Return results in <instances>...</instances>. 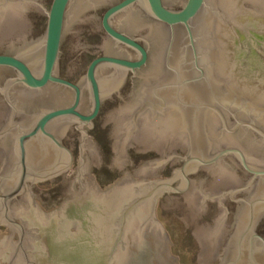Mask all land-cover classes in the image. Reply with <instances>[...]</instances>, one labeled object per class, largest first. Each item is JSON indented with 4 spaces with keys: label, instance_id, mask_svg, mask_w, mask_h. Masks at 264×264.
Returning a JSON list of instances; mask_svg holds the SVG:
<instances>
[{
    "label": "water",
    "instance_id": "95a60500",
    "mask_svg": "<svg viewBox=\"0 0 264 264\" xmlns=\"http://www.w3.org/2000/svg\"><path fill=\"white\" fill-rule=\"evenodd\" d=\"M35 1L38 3L32 4L31 8L40 7L33 18L41 20L43 32L30 39L13 38L9 27L12 21H6L3 15L8 11L11 17L22 15V9L27 8L25 0H0V50L20 51L24 56L25 51H44L39 74L9 55H0V65L16 69L19 81L32 89L48 82L73 89L74 103L70 108L46 114L31 133L41 134L51 142L49 149L45 145L40 150L50 159L49 164L42 167L29 165L27 153L21 146L23 142L17 140L15 149L19 163L0 174V192H4L0 195V264H179L178 257L170 253L169 235L156 214L159 197L165 192L185 195L192 220L207 213L206 199L218 203L219 212L213 222L193 228L194 238L201 248L197 257L199 264H264V238L254 234L257 219L264 214V132L242 127L230 132L223 129L224 122L214 123L215 150L224 142L236 144L245 153L250 166L243 157L246 169L228 156L214 164L212 172H207L206 168L197 167L214 162L227 150L210 157L207 151L199 149L200 146H194L200 143L206 113L196 108L192 109L193 114L189 113L187 103L179 113L176 109L179 101L174 102L169 96L168 109L141 108L143 95H157L154 91H145L147 83L153 86L161 80L162 51L174 54L199 51L207 77L200 84L184 88L185 96H189L185 100L194 102L198 100L196 96L199 99L216 96L215 102L223 107L220 110L228 112L225 124L229 127L238 120H246L257 122L264 130V0H164L166 4L163 0H122L113 5L103 16L105 31L115 41L139 51L141 58L128 61L99 56L89 63L85 73L92 107L88 115L76 111L81 89L54 76L53 71L64 25L63 38L79 18H90L101 27V2L112 0H52L48 11L40 0ZM134 4L141 5L151 16L149 22L133 20L117 24L147 44L152 52L151 76L148 75V81L137 83L131 96L128 95L125 102L121 101V105L108 113L103 121V126L114 125V160L122 167L123 175L106 188L99 189L91 171V166L100 160L97 145L91 137L83 139L81 136L80 168L71 187V197L56 211L46 212L36 196L27 197L29 180L53 178L73 164L72 152L59 138L48 134L46 123L68 114L80 125H91L100 108L101 89L105 93L106 89L115 88L120 80L119 77L101 78V66L109 64L135 69L145 63L143 46L113 28L110 22L113 15ZM179 4H182L181 8L174 9ZM25 18L23 21L31 23L32 19ZM156 20L171 27L170 42L165 27ZM145 25L147 29L142 30ZM7 26L10 33L6 31ZM106 43L113 41L108 38ZM103 47L104 44L100 45V50ZM25 57L37 70L33 59ZM190 60L191 56L184 63L187 65ZM183 69L189 71L188 67ZM219 71L221 78L217 77ZM223 75H228L230 82ZM179 121L185 135L181 134ZM131 142L148 145L141 153L155 150L160 158L140 163L134 172L124 170L126 149ZM252 174L260 178L253 179ZM23 188L24 193H21ZM226 198L236 203L234 210L225 205ZM240 199L244 203L238 202ZM239 208L245 210L240 218ZM236 223L243 234L229 244L226 258L227 242L221 246L217 237L224 233L221 232L223 226ZM256 238L260 239V245L254 242ZM215 255H220L219 260H214Z\"/></svg>",
    "mask_w": 264,
    "mask_h": 264
},
{
    "label": "flooded vegetation",
    "instance_id": "af4514ba",
    "mask_svg": "<svg viewBox=\"0 0 264 264\" xmlns=\"http://www.w3.org/2000/svg\"><path fill=\"white\" fill-rule=\"evenodd\" d=\"M122 0H112L110 2H101V28L103 32L106 34L108 38H110L113 43L108 44L104 43V47L98 51L92 59L89 61V63L99 56H111L116 57L119 59H124L128 61H137L141 58V53L137 51L134 48H131L129 46H126L125 44L121 42H117L114 39H112L107 32L105 31L103 27V16L105 12L112 7L113 5L117 4ZM27 8L22 9V15H14L13 17L10 16V11L4 13V19L6 21H12L11 25L9 26L11 28V34L13 38H30L34 39L37 37L41 32L40 29H42L41 20L37 18H33L35 13H37V8L40 7V5H37V7L31 8L32 4L38 3L37 1L33 0H25ZM164 2V0H163ZM164 4H166L164 2ZM70 6V5H69ZM69 6L67 8L66 14H65V20L67 17V13L69 10ZM182 4H179L174 9L181 8ZM204 9V8H203ZM202 12V11H201ZM12 15V14H11ZM28 16L31 20L30 22H26L23 19H26L25 17ZM151 16L142 8L139 4H134L133 6L113 15L111 17V25L113 28L118 30L119 32H122L129 37L135 39L146 51V60L143 65H141L138 68L131 69V68H123V67H116L113 65L105 64L101 66V78H116L119 77V83L116 85L113 89H106V92L104 93L101 89V101H100V108L96 115V117L91 121V125L89 124H79L77 121L74 120L73 115H63L55 118L53 121H48L46 123V130L48 134L53 135L60 139L61 143L67 147L73 154V164L75 162V151L74 148L68 143V137L72 135L73 131H80L82 132L83 139L87 138L88 132L93 127V123L95 122L96 118L99 117L104 108V104L106 100L110 99L112 97V93L117 94L116 98H122L121 101H123L128 95L131 96V93L134 92V89L137 85V83H141L143 80L148 81L149 77L151 76V70L150 68V62L152 59V52L148 48L147 44L138 36L129 34L128 32L121 29L117 23L123 22L124 24L130 23L133 20H139V22H149ZM37 19V20H36ZM157 21V20H156ZM158 23L162 24L165 27V30L167 34H169V42L172 37V31L171 27L167 25L166 23L157 21ZM47 26V25H46ZM9 27L7 26L6 31L9 32ZM147 25L143 26L142 30L147 29ZM65 25L63 29V35H64ZM46 32V30H45ZM62 35V39H63ZM62 45V41H61ZM43 53L44 51H25V56L31 57L35 64L37 65V70L34 69L33 65L28 61V58H26L23 53L20 51H5L0 50V55H9L16 57L23 63L29 66L35 73L39 74L41 67H42V61H43ZM189 56H191L192 61L190 60L188 64L186 65L184 62H187L189 60ZM161 58L164 60V63L162 65H159V71L161 72V80L157 81L153 86L150 83H147V90L145 92L150 91L151 93L154 91L157 93V95H150L149 97H146L143 95L142 102H141V108L146 109H168L167 103H168V96L172 98V101L175 102L177 99L179 101V105L174 106L177 107L176 109L180 113L179 110H184L183 107H185L184 104L187 105L189 109L191 110L189 113L193 114L195 111H192V109H198L200 112L206 113L203 121H202V132L199 135L200 137V143H195L194 146L201 150V151H207L208 156L212 157L216 155L217 153L221 151L227 150L226 153L222 154L217 160L214 162L208 163V164H202L198 166L197 168H206L205 171L212 172L214 164L218 163L220 159H223L225 157H230L231 161H238L244 166L242 157L244 158L245 162L249 165V161L243 152V150L233 143H227L224 142L220 145L219 148L215 150L216 146V139L214 138V131L212 130L214 123L221 122L223 124L224 122V130H230V132L236 131L239 127H242L246 130H260L264 132V130L257 124V122H250L246 120H238L236 124L233 127H229L227 124H225L226 115H228V112H225L223 110H220L223 107H219L217 102V97L212 96V98H207V96L204 97V99H199V97L196 96V101L191 102L185 100V91L184 88L186 86L195 85L202 83L205 78L207 77L206 71L204 69L203 64L200 60V52L199 51H179L178 54H174L171 51H162ZM160 58V59H161ZM70 61H66L64 58L63 51L59 52V56L57 59V63L55 65L53 75L59 78H63L65 80H68L74 84H76L81 89V96L79 103L76 107V111L83 114L88 115L91 111V101L89 98V93L86 87V73L83 76L84 80L81 79L79 81L74 80L72 78H69L68 76L63 75L61 72H59V68L62 67V69L65 66H69L68 63ZM67 63V64H66ZM89 65V64H88ZM188 67L189 71L185 72L183 67ZM87 71V70H86ZM100 73V72H99ZM147 74V75H146ZM150 75V76H148ZM160 76V75H159ZM217 77L221 78V71L217 73ZM224 78H226L227 82H230L228 79V75H223ZM204 79V80H203ZM84 82V84H83ZM162 90L165 92V94L161 93ZM115 91V92H112ZM125 95H122V94ZM128 93V94H127ZM127 94V95H126ZM160 94V95H159ZM169 94V95H168ZM177 96V97H176ZM146 97V98H145ZM186 98H189L187 96ZM229 98H232L231 96ZM242 98V97H239ZM146 99V100H145ZM125 102V101H123ZM222 101H220L221 103ZM74 103V90L66 87L64 85L55 83V82H48L45 86L40 88H29L25 86L22 82L19 81L18 78V72L16 69L6 66V65H0V174L3 173V171L8 167H15L19 163V156L17 155V151L15 149L17 140L22 141L23 143L21 146H23V149L27 153V162L29 165L34 166H44L49 164L50 159H47L46 156H43L40 153V150L42 146H48L51 143L50 141H47L45 138L42 137L41 134H32L33 130L36 129V127L41 123V120L43 117H45L46 114H48L51 111H56L59 109H67L73 106ZM222 106V105H221ZM206 110V111H205ZM177 112V113H178ZM162 114V113H161ZM165 117L166 112L163 113ZM175 119V117H173ZM179 123V124H178ZM178 127L180 128L183 124L181 121H179ZM181 129V128H180ZM185 130L181 129V134L185 135ZM214 136V137H213ZM190 137V136H189ZM223 137V136H222ZM191 139V137H190ZM225 141V138H223ZM83 141V140H82ZM191 139V143H192ZM50 142V143H49ZM190 143V145H191ZM245 168V166H244ZM197 169V170H198ZM246 169V168H245ZM257 169V168H256ZM65 173V172H64ZM62 173V174H64ZM61 174V175H62ZM252 178H260V177H254L252 174ZM51 179V178H49ZM252 179V180H253ZM29 190H28V196L27 197H34L36 194V189L38 185L43 181L42 179H34L29 180ZM26 186V183L24 185V188ZM24 188L21 191V193H24ZM233 193L237 192L232 191ZM4 192H0V195ZM21 193H19L17 196H19ZM25 201V198H23ZM23 200L19 202L20 206L23 204ZM254 201L260 200L259 199H252ZM262 200V199H261ZM240 203H244L238 201ZM251 202V201H250ZM264 202V201H263ZM247 210V209H246ZM245 210H242L239 208V218L240 215ZM227 211H225V216ZM223 230L218 238L219 245L223 246L226 244V253L228 252L229 244L235 240L238 236L241 237L243 232H239L237 229L238 223L232 224V225H225L223 226ZM254 234L261 236L264 238V214L257 219V222L254 227ZM257 245L261 244V241L259 238H256V241H254ZM220 255H215L214 260H219ZM227 258V257H226Z\"/></svg>",
    "mask_w": 264,
    "mask_h": 264
},
{
    "label": "rangeland",
    "instance_id": "374dc122",
    "mask_svg": "<svg viewBox=\"0 0 264 264\" xmlns=\"http://www.w3.org/2000/svg\"><path fill=\"white\" fill-rule=\"evenodd\" d=\"M40 2L46 11L50 9L52 0H40ZM106 42H108V37L101 27L90 18H79L62 39L60 51H63L66 61L70 62L69 66L63 69L60 67L59 72L74 80H81L89 61L100 51V45ZM112 94V97L106 100L102 114L96 118L87 134L95 141L100 154L98 164L91 166L92 175L99 189H104L114 183L124 172L114 160V125L107 123L103 126L105 116L121 105V99L116 98L117 94ZM81 136L80 131L74 130L68 137V143L75 151L74 165L62 175L41 181L36 189L35 196L46 212L56 211L71 197V187L80 168ZM147 148L146 144L131 142V146L126 149L127 160L124 170L134 172L140 163L160 158V154L155 150L141 153ZM224 203L230 210L236 207V203L230 198H226ZM206 206L207 213L199 219L192 220L185 195L182 192H165L159 197L156 214L169 235L170 253L178 257L179 264H199L197 257L201 248L194 238L193 228L199 224H211L219 212L216 201L206 199Z\"/></svg>",
    "mask_w": 264,
    "mask_h": 264
}]
</instances>
